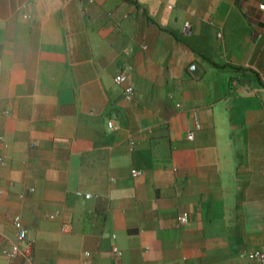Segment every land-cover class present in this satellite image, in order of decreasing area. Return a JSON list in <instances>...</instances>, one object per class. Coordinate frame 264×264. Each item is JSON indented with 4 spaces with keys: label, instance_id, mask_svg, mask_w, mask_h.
Masks as SVG:
<instances>
[{
    "label": "crops",
    "instance_id": "1",
    "mask_svg": "<svg viewBox=\"0 0 264 264\" xmlns=\"http://www.w3.org/2000/svg\"><path fill=\"white\" fill-rule=\"evenodd\" d=\"M263 1L0 0V264L17 214L36 264L264 247Z\"/></svg>",
    "mask_w": 264,
    "mask_h": 264
},
{
    "label": "built area",
    "instance_id": "2",
    "mask_svg": "<svg viewBox=\"0 0 264 264\" xmlns=\"http://www.w3.org/2000/svg\"><path fill=\"white\" fill-rule=\"evenodd\" d=\"M94 2L95 0H81ZM260 9L264 10V1L259 4ZM127 16V15H125ZM115 82L118 85L124 87V98L128 101L134 100L136 96V88L134 85L127 82L128 76L126 73H118L115 76ZM107 126L110 130H116L119 127V113L117 110L111 111L107 118ZM194 132L191 131L188 134V138L192 139ZM0 161L2 159L0 158ZM79 196H85L86 198H91V193H84L83 191H77ZM55 217V214L51 215ZM190 216L187 211L179 213L177 216V221L179 225H183L189 222ZM13 224L16 228V241L12 243L9 247L3 249V254L10 260L13 261L20 257L23 260L22 264H36L34 261V239L30 236V231L21 215H15L13 217ZM64 231H69V224H64ZM113 252L117 257L123 255V250L116 244L113 246ZM88 254V252H87ZM240 259L243 260V264H264V247L253 248V249H243L239 253ZM150 264H159L156 261H152Z\"/></svg>",
    "mask_w": 264,
    "mask_h": 264
}]
</instances>
